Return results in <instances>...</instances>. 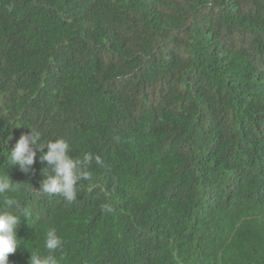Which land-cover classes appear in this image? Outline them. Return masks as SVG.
Returning <instances> with one entry per match:
<instances>
[{
	"label": "trees",
	"instance_id": "obj_1",
	"mask_svg": "<svg viewBox=\"0 0 264 264\" xmlns=\"http://www.w3.org/2000/svg\"><path fill=\"white\" fill-rule=\"evenodd\" d=\"M31 129L92 156L73 201L9 165ZM0 174L8 264H264V0H0Z\"/></svg>",
	"mask_w": 264,
	"mask_h": 264
},
{
	"label": "clouds",
	"instance_id": "obj_2",
	"mask_svg": "<svg viewBox=\"0 0 264 264\" xmlns=\"http://www.w3.org/2000/svg\"><path fill=\"white\" fill-rule=\"evenodd\" d=\"M41 134L31 129L29 134L21 135L15 146L9 151L8 163L13 168L18 167L24 174L34 170L29 166L38 159L41 164L47 162L52 174L41 182V190L49 194H61L69 202L76 196V183L88 179L90 173L87 167L92 160L90 154H85L82 160H74L68 154V144L63 139L48 141L41 145ZM47 149V151H45ZM42 153V155H41ZM97 163L100 158L96 157ZM19 185L15 184L7 174H0V264H8L9 254H14L19 248L17 230L21 224V216L9 209L20 208V202L10 193L17 192ZM26 216V214H25ZM63 241L57 235L55 228H49L44 237L43 248L30 253L28 264H59L55 253L62 248Z\"/></svg>",
	"mask_w": 264,
	"mask_h": 264
}]
</instances>
